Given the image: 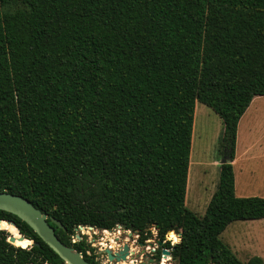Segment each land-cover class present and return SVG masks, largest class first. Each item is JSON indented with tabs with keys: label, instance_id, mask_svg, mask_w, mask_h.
Listing matches in <instances>:
<instances>
[{
	"label": "trees",
	"instance_id": "1",
	"mask_svg": "<svg viewBox=\"0 0 264 264\" xmlns=\"http://www.w3.org/2000/svg\"><path fill=\"white\" fill-rule=\"evenodd\" d=\"M256 96L264 0H0V192L59 220L47 219L90 264L95 249L71 241L79 226L120 225L138 242L174 231L154 255L175 264H263L220 237L264 218V196L236 195L231 162ZM197 102L221 119L230 158L202 215L185 204ZM0 219V264L62 263L18 216ZM5 220L36 244L14 245Z\"/></svg>",
	"mask_w": 264,
	"mask_h": 264
},
{
	"label": "rangeland",
	"instance_id": "2",
	"mask_svg": "<svg viewBox=\"0 0 264 264\" xmlns=\"http://www.w3.org/2000/svg\"><path fill=\"white\" fill-rule=\"evenodd\" d=\"M222 130L223 124L218 115L205 104L197 102L192 128L185 204L200 215L204 213L216 188L219 164L224 156L219 148ZM236 141L239 157L235 164L236 195L264 196V96L254 97L240 118ZM115 229L116 227L111 229V234L104 235L101 230H91L83 226L76 229L72 237L81 239L82 236L85 242L95 249L96 264H103L104 253L101 251L103 246L107 245L110 239L119 243L125 240V234L122 232L119 234ZM132 235H135V232H132ZM220 237L242 261L257 255L263 259L264 264V218L234 221L225 228ZM132 238L133 236H130V239ZM148 239H156L152 230ZM137 243L136 241L135 246L141 248L137 246ZM24 246L26 245H22ZM161 261V264H175L169 255L163 256Z\"/></svg>",
	"mask_w": 264,
	"mask_h": 264
},
{
	"label": "water",
	"instance_id": "3",
	"mask_svg": "<svg viewBox=\"0 0 264 264\" xmlns=\"http://www.w3.org/2000/svg\"><path fill=\"white\" fill-rule=\"evenodd\" d=\"M224 162H230V158L227 154H224L220 164ZM0 209L10 212L25 221L37 233V235L59 255L62 259L61 264H90L83 257L81 252L77 251L73 246L63 243L58 238L54 227L47 221V219H50V221L56 226L64 228L60 221L42 212L28 199L17 194L2 191L0 192ZM5 221L16 228L19 235L18 239H27L19 232L13 222L9 220ZM87 227L92 228L91 226ZM78 228H83V226H79ZM15 239L14 234L9 233L7 241L14 244ZM30 241L31 243L29 246L36 244L32 240ZM145 245V243L138 242L137 246H141V248H138V250L135 251L133 247L131 248L130 242H124L118 246L116 251H113L109 247H105L103 252L106 254L108 260L115 261L117 264H121L122 261L129 263L130 260L131 262L129 264H158L160 257L147 252L144 248ZM149 245L151 246V244ZM158 245H161L160 241L158 242ZM162 253L164 255H169L171 258L169 250L162 249Z\"/></svg>",
	"mask_w": 264,
	"mask_h": 264
},
{
	"label": "built area",
	"instance_id": "4",
	"mask_svg": "<svg viewBox=\"0 0 264 264\" xmlns=\"http://www.w3.org/2000/svg\"><path fill=\"white\" fill-rule=\"evenodd\" d=\"M91 230H94V229H96V231H97V228H90ZM98 230H101V233H103L104 235H109V234H111V230H108V229H98ZM150 230H152L153 231V233H154V235L156 236V239H146L144 242H142V243H145L146 245L144 246V248H145V250L147 251V252H150V253H153V255H154V252H155V250L157 249V248H159V247H161L165 242H169L170 244H175L176 242H178L179 241V239H180V234L179 233H176V232H174V231H169L168 232V234L169 233H173V235L175 236V238L173 239V238H171L169 235L167 236V234L164 236V238L162 239V240H160V239H158L157 238V233H156V229L154 228V227H151L150 228ZM116 232L117 233H119V234H121V232L122 233H124L125 234V240L123 241V242H121V243H119L118 242V244H111V242H109L107 245H105V246H103V248L101 249V251H103V249L105 248V247H109V248H111L113 251H116L117 249H118V246L119 245H121L122 243H124V242H130V246H131V248H132V246L133 245H135V242L137 241V239H138V234L137 233H135V235H132V231L130 230V229H125V228H122L120 225H117L116 226ZM130 236H133V238L132 239H130ZM178 237V241H176L177 238ZM101 238H103V237H101ZM76 240H78V238L77 237H72V242H75ZM111 240V239H110ZM113 240V239H112ZM115 240H116V238H115ZM161 242V245L159 246L158 245V242ZM113 242H117V241H113ZM138 242V241H137ZM101 244H104L103 242H101ZM149 244H151V246L149 245ZM162 249H166V248H162ZM166 250H168V249H166ZM87 253L89 254L90 252H89V250H87ZM104 253V252H103ZM103 256H104V263L103 264H117L115 261H110V260H108V258H107V256H106V254L104 253L103 254ZM163 256H166V255H164L163 253H162V251H161V254H160V261L158 262V264H161L162 263V257ZM96 260V259H95ZM130 262H131V260H130ZM129 262V263H130ZM129 263H126V262H124V261H122L121 262V264H129ZM167 264H169V263H167Z\"/></svg>",
	"mask_w": 264,
	"mask_h": 264
},
{
	"label": "crops",
	"instance_id": "5",
	"mask_svg": "<svg viewBox=\"0 0 264 264\" xmlns=\"http://www.w3.org/2000/svg\"><path fill=\"white\" fill-rule=\"evenodd\" d=\"M237 151H238V147H237V141H236V144H235V150H234V159L231 161L232 162V165H233V169H234V175L236 176V172H235V164H237V159L239 158L238 157V153H237ZM113 244H118V242H113ZM133 248H134V250L136 251V250H138V247H136L135 245H133L132 246Z\"/></svg>",
	"mask_w": 264,
	"mask_h": 264
},
{
	"label": "bare ground",
	"instance_id": "6",
	"mask_svg": "<svg viewBox=\"0 0 264 264\" xmlns=\"http://www.w3.org/2000/svg\"><path fill=\"white\" fill-rule=\"evenodd\" d=\"M115 231H116V229H115ZM26 243L25 245H27V244H30L31 243V241L30 240H28V239H17L16 241H15V244L16 245H19V246H22V243ZM111 244L113 243V240L111 239Z\"/></svg>",
	"mask_w": 264,
	"mask_h": 264
},
{
	"label": "flooded vegetation",
	"instance_id": "7",
	"mask_svg": "<svg viewBox=\"0 0 264 264\" xmlns=\"http://www.w3.org/2000/svg\"><path fill=\"white\" fill-rule=\"evenodd\" d=\"M74 236V235H73ZM71 241H72V238H71ZM96 261V260H95Z\"/></svg>",
	"mask_w": 264,
	"mask_h": 264
}]
</instances>
